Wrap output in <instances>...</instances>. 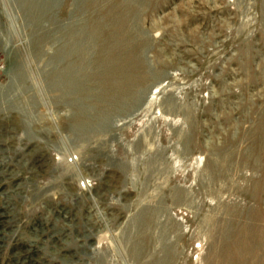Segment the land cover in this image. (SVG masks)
<instances>
[{"label":"rangeland","instance_id":"rangeland-1","mask_svg":"<svg viewBox=\"0 0 264 264\" xmlns=\"http://www.w3.org/2000/svg\"><path fill=\"white\" fill-rule=\"evenodd\" d=\"M0 264H264V0H0Z\"/></svg>","mask_w":264,"mask_h":264},{"label":"bare ground","instance_id":"bare-ground-1","mask_svg":"<svg viewBox=\"0 0 264 264\" xmlns=\"http://www.w3.org/2000/svg\"><path fill=\"white\" fill-rule=\"evenodd\" d=\"M45 2V1H44ZM42 3V2H41Z\"/></svg>","mask_w":264,"mask_h":264}]
</instances>
